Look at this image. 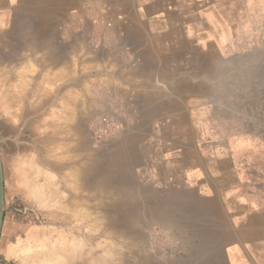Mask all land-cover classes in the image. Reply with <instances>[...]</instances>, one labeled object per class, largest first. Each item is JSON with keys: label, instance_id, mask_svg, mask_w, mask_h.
<instances>
[{"label": "crops", "instance_id": "obj_1", "mask_svg": "<svg viewBox=\"0 0 264 264\" xmlns=\"http://www.w3.org/2000/svg\"><path fill=\"white\" fill-rule=\"evenodd\" d=\"M86 1L111 8L112 28L70 26ZM18 26L38 70L69 68L52 102L82 86L83 66L86 100L132 135L117 148L142 168L132 197L179 235L170 256L136 264H264V0H0L10 62Z\"/></svg>", "mask_w": 264, "mask_h": 264}, {"label": "rangeland", "instance_id": "obj_2", "mask_svg": "<svg viewBox=\"0 0 264 264\" xmlns=\"http://www.w3.org/2000/svg\"><path fill=\"white\" fill-rule=\"evenodd\" d=\"M86 5H90L92 7L94 6L95 8L97 7V5L94 4L92 1H86L85 3H83L82 8L73 9L69 13V16H68L70 26H73V27L77 26L79 27V29H82L84 27V26H78L73 19L75 16V11H80V12L84 11V13L89 15L86 10ZM87 22H89L91 25H97L99 23L98 22L96 24H92L90 21H87ZM21 30L24 31V38H20ZM26 31H27L26 27L21 29L18 26L16 28V33H15V36L13 35V38L14 37H17V38L16 40H13V43H12V47H15V48H12L13 50L12 52L13 61L12 62L9 61L11 58L10 44L8 42H5L4 36H3L4 34L0 32V68L3 67L2 70L6 72V79L8 78L7 86H10L9 78H12L11 81L15 80L16 79L15 73H17L18 71L20 73L22 71V74L25 76L30 74L28 75L29 78L27 77V79H30V80L27 83V87L22 89V93L17 94V97L16 95H11L12 97L11 99L14 100L13 101L14 103H10V105H12L11 107L9 106V104L6 103V101L3 100L4 95L0 94V100H1L0 101V159L2 162L3 180H4V217H3V223H2L1 233H0V241H1V238H3V241L5 239L12 241L13 246H12V253H11L12 258L10 259L11 263L17 264V261L20 260V257H22L25 251H28L30 247L32 246L31 245L28 249L26 247L27 246L26 244L30 243L34 245V242H35L34 237H33L34 235H31V232L37 233V231L39 232L41 231V229H44V230L52 229L54 230L55 233H58V234H59V231H60V234L62 233L68 234L69 233L68 232L69 229H67L68 226L70 227L72 224H74L73 225L74 227L81 228L80 227V225L82 226L81 223H83L84 225L83 231H82V228L80 231H78L79 229L77 230V228L75 230L79 234L81 232V236L79 237H81L82 239L79 238V241H82L80 243H83V244H81L79 247L83 249L84 251L86 250L87 252H89L90 249L92 250L95 248L94 251L90 250V252L93 255H94V252L97 253V254L95 253V256L97 255L96 256L97 258L93 256L94 259H97L96 261L95 260H92V261L84 260L85 262L82 261L84 263L81 262V264H89V263L91 264L93 262H96L98 264V261L101 262L100 264L107 263L106 261H108V264H136L139 261L144 263L148 260V258H153L157 252L161 254L163 251H166L165 254L170 256L173 247L171 246L169 241L170 239L179 237L178 232H173L176 234L173 236L170 230L162 228L161 226L159 225L157 226L156 224H154L153 218H151L152 220L149 221L148 215H147L148 200L147 199L138 200L137 198L132 197L133 177L137 175L138 169L140 170L142 168L137 167L134 164L135 160L132 159L133 155L130 154L129 155L130 158L127 160L125 158L121 159L120 155L118 156L117 154V150H118L117 148L120 147L119 145L122 144V140H125L129 137H130L129 139H131L132 135L126 134L125 124L123 120L116 115L115 113L116 111L112 113H106L104 111H101L100 106H97V104H94L93 102H90L89 100H86L87 96L85 97V90H84L85 89V86H84L85 78L83 76L84 74L83 66H80V67L75 66V68H73L72 70V74L74 76H79L77 80L78 82H80L79 85H82V86L72 88L71 91H69V93L67 92L65 93V95H63V96H66V95L71 96V98L73 99L71 101H74L73 105H74L75 112H73V118L71 119L72 123H70L72 124V127L74 128L73 129L74 132L71 131L73 135H71L70 133L69 136L71 137L70 138L68 137V140H70V143H68V149L71 150L70 151L71 154L73 151L76 155L73 153L74 159L72 160L70 156L71 154L69 155L67 151H64L65 152L64 157H62L63 152H59L58 150L56 151L58 146L62 143L60 139L61 140L65 139L66 136L62 138V136L57 133L53 134L51 129H49V127L45 126L46 127L45 129L42 127H44V124L48 121L46 117L47 115L51 114L50 112V108H52L51 106L56 107L57 109V107L60 105V102H57V101L52 102L50 100L52 97V94L54 93L53 91H55V90H52L53 89L52 84H54L57 81L65 80L67 78L65 77L66 76L65 73H67L69 69L67 71V68L65 70V67H63V69L62 68L58 69V72H56L57 69L56 71L52 69L50 70L47 69L45 71L38 70L35 64L37 57L35 55L36 49H35L34 41H32V44H28L29 39L25 38ZM22 41H23L22 46L25 49L23 51V55L21 56L20 42ZM26 48L30 49V53H32L30 56V59L29 58L27 59V55H26L27 49ZM9 64L11 66H9ZM25 66H27L28 68L27 67L25 68ZM6 67L7 69H5ZM21 67H22V70H19L21 69ZM26 69H28V73L24 74V72H27ZM2 70H0V72H3ZM23 70H26V71L23 72ZM48 70L49 71L52 70V71L49 72ZM61 70L62 71L65 70V73L63 75L64 77L62 76V78L60 77V79L55 78V75L61 72ZM53 71L55 72L53 73ZM45 74L48 76H46ZM49 74H51V77H49L50 76ZM44 77L45 78L47 77L46 79L48 81L50 80L51 81L48 83V81ZM54 79L55 81L52 83V80ZM56 79H59V80H56ZM43 86L48 87L49 89L46 88L45 92L41 91L42 88L44 90ZM8 88H11V87H8ZM35 89L36 90L40 89V92L42 94H39V93H37L38 95L34 94L37 92V91L35 92ZM70 92H72V94H70ZM36 95L37 97H35ZM34 98H36V100ZM7 105L10 107V110L12 111L9 110V107ZM76 110L78 112H76ZM74 113H76V115ZM104 116H108L109 118L117 121L120 124V129L118 132L116 131L113 134L111 133L110 135L103 136L101 139H99V138L94 137L93 130L98 126L101 118ZM45 125H48V123H46ZM74 133L76 134L74 135ZM81 135H82V138H81ZM76 138L78 139L76 140ZM62 141L65 144L69 142V141L65 142L64 140ZM131 142L133 145L134 141L131 140ZM53 148L59 154L58 153L53 154L54 153ZM118 152L120 153V151ZM66 153H67V156H66ZM13 154L15 155L18 154V156L21 155L22 157L19 156L21 157L20 161L29 160L31 162L33 161L32 163L35 162L33 165L35 166L37 165V166L36 167L32 166V167H35L40 173V177H39V173L37 172V176H38L37 179L40 182L45 181L48 177V175L46 174L47 171H51V173L53 174L51 176L52 177L51 180L52 182L55 181L56 186H58V188H56L57 194L60 193V195L63 197V200H61V196L58 198V200H61L63 202L64 201L69 202L70 205L66 207L70 208V210H73L74 215L73 214L68 215L66 212H64L65 210L68 209V208H65V206H62L60 208H57V207L52 208V206L51 207L45 206L46 207L45 208V207L40 206L33 198H31L29 196L27 189L22 186L21 180L15 174L16 165L14 164V162L18 161L19 159H17V156ZM31 162L30 164H32ZM73 162L75 164H73ZM69 163H71L72 166L74 165L75 167L74 169L76 171L78 170L75 173V176L76 174H78V176H76L77 178L75 177V179L77 180L75 181V186L73 185L74 183L72 184L69 183L70 181L68 180V178L70 177L65 175L67 174L66 170L68 169V167L66 166H70ZM42 168H43V171H42ZM93 177L95 178V180ZM85 190H88V191H85ZM74 196H75L74 198L75 203H73L72 201L73 200L72 198ZM83 197L84 199L82 201L81 198ZM71 203L74 204V206ZM81 204L82 205L84 204L85 206L88 205L89 207H92V208L97 207L96 209L98 211H100L103 215L105 214L104 221H106L105 223L106 225H108V229L110 228L111 230L113 228L115 230V232L113 230V233L115 235L111 233V235L108 238L107 237L105 238H107L106 240L114 239V241L111 240L110 242L111 244L109 245H113V244L116 245V241H117L116 246L118 247L116 248H118L121 251L120 253V251H118V249H116L114 245H113L114 248L112 246L113 248V249L111 248L112 250H117L116 252H113L114 254L119 252L117 253V255H115L116 257L114 256V254H111V252L107 254V251H109L108 249H110L109 246L106 247V245H102L104 247L102 248V247H98V246H101L100 244H98V246L96 247L97 244H95L96 242L93 241L94 236H92L93 238L90 236L92 234L91 228L93 227L95 228V226L92 227L91 225H86L84 222H81L79 224L80 221L78 222L79 225H75V222H76L75 219L77 217L75 215L78 214L76 212V210L78 211V209L76 208L75 210V206L79 205L81 207L82 206ZM95 204L97 206H94ZM11 224L13 225L17 224L21 226L22 229L18 231L17 234H14V233L9 234L8 232H5L3 234V228L4 227L7 228ZM70 229H72V226L70 227ZM166 241H168V243ZM104 243H106V241ZM103 249H105L106 251ZM83 250H80V251L82 252ZM77 251L80 252L79 249ZM103 251L105 252V254H102L104 253ZM100 252L102 255L107 254L106 257L104 256L101 259L102 255L100 254ZM126 253L128 254V257ZM110 254L113 255L114 257L111 256ZM119 254H121L122 256ZM117 256H119L118 259H120V256L122 258L118 260ZM3 257H4V247L2 246L0 248V264H8L3 259ZM104 260L106 261L104 262ZM116 260L118 261V263ZM96 263H93V264H96Z\"/></svg>", "mask_w": 264, "mask_h": 264}, {"label": "bare ground", "instance_id": "obj_3", "mask_svg": "<svg viewBox=\"0 0 264 264\" xmlns=\"http://www.w3.org/2000/svg\"><path fill=\"white\" fill-rule=\"evenodd\" d=\"M89 63V62H88ZM87 63V64H88ZM5 64V63H4ZM84 64V63H83ZM97 64V63H96ZM95 64V65H96ZM8 66V65H7ZM9 66H11L10 64H9ZM91 66V65H90ZM27 66H25V68H26ZM32 67V66H31ZM63 67V66H62ZM100 67V66H99ZM109 67V66H108ZM3 68V67H2ZM2 68H0V70H2ZM20 68V67H19ZM28 68V67H27ZM114 68V67H113ZM5 69H7V67L5 68ZM23 69H24V67H23ZM63 69V68H62ZM69 69V68H68ZM68 69H67V71H68ZM19 70H22V67H21V69H19ZM27 70V72H24V71H26ZM26 70H23V72H24V74L26 73H28V69H26ZM65 70H66V68H65ZM65 70L64 71H62L61 70V72H59V73H57L56 75H55V78H59L60 79V77L62 78V76L64 75V73H65ZM3 71V70H2ZM49 71V70H48ZM52 71V70H51ZM51 71H49V72H51ZM56 71V70H55ZM55 71H53V73L55 72ZM60 71V70H59ZM66 71V72H67ZM47 72V71H46ZM56 72H58V69H57V71ZM69 72V71H68ZM68 72L67 73H65L66 74V76H67V74H68ZM53 73H52V75H53ZM16 74V79L15 80H13V81H11L12 80V78H9L10 79V86H7L8 84H7V79H6V72L5 71H3V72H0V94H3L4 95V98H3V100L4 101H6V103L7 104H9V106L11 107L12 105H10V103H14L13 101L14 100H12L11 98V95H16V97H17V94H19V93H22V89H24V88H26L27 87V83H28V81L30 80V79H27V77H28V75H30V74H28L27 76H25V75H23L22 74V71H21V73L18 71L17 73H15ZM117 74V73H116ZM46 75V74H45ZM50 76L49 77H51V74H49ZM69 75V74H68ZM110 75V74H109ZM112 75V74H111ZM110 75V76H111ZM46 76H48V75H46ZM65 76V77H66ZM8 77H10V76H8ZM53 77V76H52ZM64 77V76H63ZM113 77V76H112ZM29 78V77H28ZM45 78V77H44ZM47 78V77H46ZM45 78V79H46ZM14 79V78H13ZM44 79V80H45ZM59 79H56V80H59ZM47 80V79H46ZM50 80V79H49ZM121 80V79H120ZM48 81V80H47ZM51 81V80H50ZM50 81H48V83L50 82ZM55 81V79L54 80H52V83ZM45 82V81H44ZM8 83H9V81H8ZM12 83V84H11ZM156 84V83H155ZM8 87H11V88H8ZM44 87V86H43ZM36 88V87H35ZM46 88H48V87H44V90H43V88L41 89V91H46ZM75 88V87H74ZM49 89V88H48ZM21 91V92H20ZM24 91V90H23ZM37 91V92H36ZM71 91V90H70ZM35 92L36 93H34V94H37V93H39V94H42L41 92H40V89L39 90H36L35 89ZM43 92V93H44ZM69 93V92H68ZM70 94H72V92H70ZM69 94V95H70ZM74 94V93H73ZM80 94V93H79ZM38 95V94H37ZM37 95L35 96V97H37ZM67 96V95H66ZM62 96V97H60L59 98V101H57V102H60V105L57 107V109H56V107H53V106H51L52 108H50V112H51V114H49V115H47V117H46V119L49 121H47L46 123H48V125H45L44 124V127H42V128H46L45 126H47V127H49V129H51V131H52V133L53 134H55V133H57V134H59V135H61L62 136V138H64V136H66V140L65 139H62V140H64L65 142L66 141H69V142H67V144H65L61 139H60V141L62 142V143H64V144H57V145H59L58 146V148L56 149V151L58 150L59 152H63V156L62 157H64V151H67V153H69V155L71 154L70 153V149H68V143H70V140H68V137L70 138L71 136H69L70 135V133H71V135H73L72 134V132L71 131H73L74 132V128L72 127V124H70V123H72V121H71V119L73 118V112H75L74 111V101H71V100H73L72 98H71V96ZM101 98V97H100ZM35 100H36V98H34ZM33 99V100H34ZM32 100V99H31ZM75 100V99H74ZM78 100V99H77ZM101 100V99H100ZM1 101V100H0ZM76 101V100H75ZM92 101V100H91ZM3 102V101H2ZM121 102V101H120ZM5 103V102H4ZM76 103V102H75ZM77 103H78V101H77ZM5 105V104H4ZM8 106V105H7ZM8 106V107H9ZM10 107H9V110H10ZM76 108V107H75ZM79 109V108H78ZM10 111H12V110H10ZM76 112H78L77 110H76ZM82 112V111H81ZM75 115H76V113H74ZM79 114V113H78ZM83 115V114H82ZM97 115V114H96ZM80 116V115H79ZM99 117V116H98ZM81 118V117H80ZM88 118V117H87ZM83 119V118H82ZM71 121V122H70ZM80 121V120H79ZM83 126H84V124H83ZM76 133H74V135H75ZM83 134V133H82ZM81 138H82V135H81ZM78 138H76V140H77ZM73 140V139H72ZM71 140V141H72ZM80 140V139H79ZM39 141V140H38ZM60 143V142H59ZM72 144V143H71ZM70 144V145H71ZM77 146V145H76ZM71 148H73V147H71ZM75 149H76V147H75ZM53 154H57L58 152H56L55 151V149L53 148ZM75 151V150H74ZM80 151H82V150H80ZM89 151V150H88ZM93 151V150H92ZM90 152V151H89ZM67 153H66V156H67ZM74 152L72 151V154L70 155L71 156V159L73 160L74 159V154H73ZM59 154V153H58ZM61 154V153H60ZM77 154H78V152H77ZM13 155H15V154H13ZM49 155V154H48ZM51 155V154H50ZM76 155V154H75ZM15 156H17V159H19L18 161H15L14 162V164L16 165V167H15V174H16V176L21 180V182H22V186L24 187V188H26L27 189V191H28V193H29V196L31 197V198H33L40 206H42V207H45V206H47V207H51L52 206V208H54V207H57V208H60V207H62V206H65V208H68V207H66V206H68V205H70V203L69 202H63V201H61V200H63V197L60 195V193L59 194H57V189L56 188H58V186H56V183H55V181H53L52 182V180H51V176L53 175L52 173H51V171H47V175H48V177H47V179L45 180V181H39L38 179H37V172H38V170L35 168L36 166L35 165H33L34 163H32L31 161H20V159H21V155H19V156H21V157H19L18 156V154H16ZM26 156V155H25ZM29 156V155H28ZM60 156V157H61ZM72 156H73V158H72ZM81 156V155H80ZM83 156H84V154H83ZM24 157V156H23ZM30 157V156H29ZM33 157V156H32ZM58 157V156H57ZM76 157V156H75ZM78 157V156H77ZM88 157V156H87ZM59 158V157H58ZM80 158V157H79ZM91 158V157H90ZM61 159V158H60ZM81 160V159H80ZM82 161V160H81ZM30 162L32 163V164H30ZM87 163H88V161H87ZM73 164H75L74 162H73ZM69 165L70 166H72L71 165V163H69ZM32 166H35V167H32ZM70 166H66V167H68V169L66 170V172H67V174H65L66 176H68V177H70V178H68V180L70 181H67V182H69L70 184H72V183H74L73 185L75 186V181H77L76 179H75V177L76 176H78V174H76V176H75V173L78 171H76L74 168V165L72 166V167H70ZM64 168V167H63ZM48 169V168H47ZM78 169H80V168H78ZM94 169H95V167H94ZM41 170V169H40ZM50 170V169H49ZM85 170H86V168H85ZM42 171H43V168H42ZM41 172V171H40ZM65 172V171H64ZM63 172V173H64ZM65 172V173H66ZM39 173V172H38ZM80 173V172H79ZM84 173V172H83ZM69 174V175H68ZM91 174V173H90ZM129 174V173H128ZM42 175V174H41ZM44 175V174H43ZM46 175V176H47ZM89 175V174H88ZM98 175V174H97ZM50 176V177H49ZM57 176V175H56ZM65 176V177H66ZM99 176V175H98ZM39 177H40V173H39ZM64 177V178H65ZM88 177V176H87ZM91 177V176H90ZM97 177V176H96ZM77 178V177H76ZM94 178V177H93ZM92 178V179H93ZM45 179V178H44ZM56 179V178H55ZM100 179V178H99ZM116 179V178H115ZM54 180V179H53ZM79 180V179H78ZM94 180H95V178H94ZM97 180V179H96ZM84 181V180H83ZM91 181V180H90ZM93 181V180H92ZM110 181V180H109ZM117 181V180H116ZM66 182V183H67ZM87 182V181H86ZM64 183V182H63ZM79 183V182H78ZM80 183H81V181H80ZM109 183V182H108ZM68 184V183H67ZM69 184V185H70ZM77 184V183H76ZM118 184V183H117ZM83 185V184H82ZM85 185V184H84ZM94 185H96V184H94ZM64 186V185H63ZM77 186V185H76ZM81 187V186H80ZM101 187H102V185H101ZM100 187V188H101ZM74 188V187H73ZM72 188V189H73ZM79 188V187H78ZM84 188V187H83ZM88 188V187H87ZM66 189V188H65ZM75 189V188H74ZM71 190V189H70ZM80 190V189H79ZM99 190V189H98ZM63 191V190H62ZM85 191H88V190H85ZM76 192V191H75ZM105 192V191H104ZM72 193V192H71ZM78 193V192H77ZM84 193V192H83ZM102 193V192H101ZM81 194V193H80ZM78 195V194H77ZM84 195V194H83ZM82 195V196H83ZM61 196V200H58V198ZM97 196V195H96ZM103 197V196H102ZM68 198V197H67ZM74 198H75V196L72 198L73 200V203H75L74 202ZM82 199V201H83V199H84V197L83 198H81ZM93 199V198H92ZM113 199V198H112ZM115 199V198H114ZM65 200H66V198H65ZM76 200H77V198H76ZM30 201V200H29ZM79 201V200H78ZM95 201V200H94ZM31 202V201H30ZM84 202H86V201H84ZM88 202V201H87ZM91 202H92V200H91ZM115 202V201H114ZM72 204V203H71ZM78 204V203H77ZM89 204V203H88ZM36 205V204H35ZM73 206H74V204H72ZM82 205V204H81ZM93 206V205H92ZM94 206H97L96 204L94 205ZM93 206V207H94ZM104 207V206H103ZM38 208V207H37ZM46 208V207H45ZM51 208V209H52ZM64 208V209H65ZM76 208L78 209V211L76 210ZM97 208V207H96ZM96 208H92V207H89L88 205H82L81 207L79 206V205H76L75 206V210H76V212L78 213L77 215H75V216H77L76 217V219H75V225H79L81 222H84L86 225H91L92 227L93 226H95V228L93 227V228H91V232H92V234L90 235L91 237L92 236H94V238H93V241L94 242H96L95 244H97L96 245V247L98 246V244H100L101 246H98V247H102V248H104L102 245H106V247H110V249H108L109 251H107V254L109 253V252H111V254H114L113 252H116L117 250H112L113 248H114V246H115V248L116 247H118V246H116L117 245V241H116V245H109V244H111L110 242H111V240H113L114 241V239H108V240H110V241H108V240H106L110 235H111V233H113V228L110 230V228L108 229V225H106V221H104V215L100 212V211H98ZM49 209V208H48ZM74 209V208H73ZM105 209V208H104ZM64 212H66L68 215H70V214H73L74 215V211L73 210H70V208H68L67 210H65ZM107 212V211H106ZM80 221V222H79ZM78 222H79V224H78ZM51 223V222H50ZM73 223V222H72ZM71 223V224H72ZM54 224V223H53ZM70 224V223H69ZM82 224V226L80 225V227L82 228V231H83V229H84V225H83V223H81ZM66 225V224H65ZM74 224H72L71 226H72V229H70V227L68 226H66L67 227V229H69V233L68 234H66V233H62V234H60V231H59V234L58 233H55L54 232V230H52V229H50V230H44V229H41V231H37V233H35V232H31V235H34L33 237H34V245L33 244H30V243H28V244H26L25 246L29 249V247H30V249L28 250V251H25V253L22 255V257H20V262L22 261V263L23 264H81V262L82 261H84V260H87V261H92V260H97V259H94L93 258V256H95V253L96 252H94V255L90 252V248H92V247H90L89 249V252H87L86 250L84 251L83 249H81L79 246L81 245V244H83V243H80V242H82V241H79V238H81V237H79V236H81V232H80V234L78 233V232H76L75 230H76V228L77 227H74L73 226ZM112 225V224H111ZM53 226V225H52ZM44 227V226H43ZM55 227V226H54ZM81 228H77V230L78 231H80L81 230ZM85 229H86V227H85ZM87 229H89V228H87ZM71 231V232H70ZM62 232V231H61ZM66 232V231H65ZM90 232V233H91ZM114 232H115V230H114ZM116 232H117V230H116ZM114 234V233H113ZM86 235V234H85ZM88 235V234H87ZM115 235V234H114ZM117 235V234H116ZM123 235V234H122ZM83 236V235H82ZM105 237H107V238H105ZM112 237V236H111ZM110 237V238H111ZM85 238V237H84ZM102 238V239H101ZM105 238V239H104ZM82 239V238H81ZM125 239V238H124ZM103 241V242H102ZM106 241V243H104ZM89 242H91V241H89ZM88 242V243H89ZM115 243V242H114ZM125 243V242H124ZM119 245V244H118ZM121 245V244H120ZM126 245V244H125ZM82 246H84V245H82ZM81 246V247H82ZM112 246H113V248H112ZM25 248V247H24ZM94 248V247H93ZM112 248V249H111ZM122 248V247H121ZM79 249V251L80 250H83L82 252L80 251V252H78L77 250ZM85 249V248H84ZM95 249V248H94ZM94 249H92L93 251H94ZM116 249H118V248H116ZM133 249H134V247H133ZM26 250V249H25ZM91 250V251H92ZM103 250H105V249H103ZM17 251V250H16ZM106 251V250H105ZM118 251H120L119 249H118ZM102 252V251H101ZM101 252H100V254H101ZM104 252V251H103ZM117 253H119V252H117ZM117 253L116 254H114V256L115 255H117ZM120 253H121V251H120ZM97 254V253H96ZM99 254V255H100ZM102 254H105V252L104 253H102ZM101 254V255H102ZM106 254V255H107ZM110 254V255H111ZM127 254V253H126ZM106 255H102V257H101V259L105 256L106 257ZM119 255H121V254H119ZM137 255V254H136ZM97 256V255H96ZM95 256V258H97ZM111 256H113V255H111ZM113 256V257H114ZM122 256V255H121ZM120 256V259L122 258ZM123 256H124V254H123ZM108 257V256H107ZM110 257V256H109ZM116 257V256H115ZM127 257H128V254H127ZM132 257V256H131ZM119 258V256H117V259ZM135 258V257H134ZM83 259V260H82ZM100 259V260H101ZM107 259V258H106ZM112 259V258H111ZM120 259H118V260H120ZM79 260H81V261H79ZM113 260H115V259H113ZM112 260V261H113ZM86 261V262H87ZM106 260H104V262H105ZM117 261V260H116ZM85 262V261H84ZM84 262H82V263H84ZM107 263H104V264H108V261H106ZM121 262V261H120ZM119 262V263H120ZM93 263H96V262H93ZM93 263H91V264H93ZM101 262H99L98 261V264H100ZM103 263V262H102ZM115 263V262H114ZM117 263H118V261H117ZM90 264V263H89ZM97 264V263H96Z\"/></svg>", "mask_w": 264, "mask_h": 264}, {"label": "built area", "instance_id": "obj_4", "mask_svg": "<svg viewBox=\"0 0 264 264\" xmlns=\"http://www.w3.org/2000/svg\"><path fill=\"white\" fill-rule=\"evenodd\" d=\"M86 10L89 15L86 13L75 11L74 21L78 26H85L87 21H90L92 24L98 23L102 20L103 25L106 29H110L113 26L112 21L110 20V11L111 8L107 5L97 6L96 8L90 5H86ZM115 17L118 20L124 21V16L121 12H116ZM120 129V124L114 119L109 118L108 116H104L101 118L98 126L93 130V135L96 138L101 139L103 136L113 134L114 132H118Z\"/></svg>", "mask_w": 264, "mask_h": 264}, {"label": "water", "instance_id": "obj_5", "mask_svg": "<svg viewBox=\"0 0 264 264\" xmlns=\"http://www.w3.org/2000/svg\"><path fill=\"white\" fill-rule=\"evenodd\" d=\"M4 217V180H3V168L0 159V233Z\"/></svg>", "mask_w": 264, "mask_h": 264}]
</instances>
